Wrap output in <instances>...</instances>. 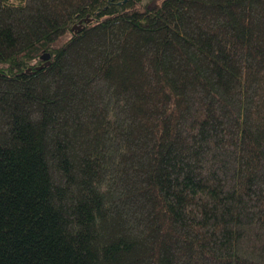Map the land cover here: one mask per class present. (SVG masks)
<instances>
[{
  "label": "trees",
  "instance_id": "1",
  "mask_svg": "<svg viewBox=\"0 0 264 264\" xmlns=\"http://www.w3.org/2000/svg\"><path fill=\"white\" fill-rule=\"evenodd\" d=\"M121 1L0 0V264H264V0Z\"/></svg>",
  "mask_w": 264,
  "mask_h": 264
},
{
  "label": "water",
  "instance_id": "2",
  "mask_svg": "<svg viewBox=\"0 0 264 264\" xmlns=\"http://www.w3.org/2000/svg\"><path fill=\"white\" fill-rule=\"evenodd\" d=\"M91 20H92V19H89L88 17L85 18V19H83V20H79V21H78V24H76V25H74V26L72 27V30H75V33L79 32V31L81 30V24H82V22L84 21L85 23H89ZM40 60H42V61L44 60L45 63H43V64L40 65V66H35V69H37V70H39V69H41L42 67L47 66V65L50 64V61H49V55H48L47 53L42 54L41 57H40Z\"/></svg>",
  "mask_w": 264,
  "mask_h": 264
},
{
  "label": "rangeland",
  "instance_id": "3",
  "mask_svg": "<svg viewBox=\"0 0 264 264\" xmlns=\"http://www.w3.org/2000/svg\"><path fill=\"white\" fill-rule=\"evenodd\" d=\"M118 4H121V0H116ZM162 0H157L156 2H153V1H149V0H142L141 1V6H144V7H147L149 10L153 9L156 7V5H158ZM96 19V18H95ZM78 23V20L72 22L71 24V28L76 25ZM93 23V22H92ZM91 23V24H92ZM75 31V30H74ZM40 60H35L33 61L31 64L34 65V66H39Z\"/></svg>",
  "mask_w": 264,
  "mask_h": 264
}]
</instances>
